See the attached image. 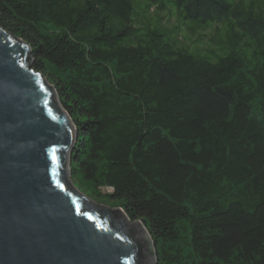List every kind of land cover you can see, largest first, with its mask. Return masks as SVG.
Segmentation results:
<instances>
[{
    "label": "trees",
    "instance_id": "1",
    "mask_svg": "<svg viewBox=\"0 0 264 264\" xmlns=\"http://www.w3.org/2000/svg\"><path fill=\"white\" fill-rule=\"evenodd\" d=\"M0 27L76 129L74 185L156 264H264V0H0Z\"/></svg>",
    "mask_w": 264,
    "mask_h": 264
},
{
    "label": "water",
    "instance_id": "2",
    "mask_svg": "<svg viewBox=\"0 0 264 264\" xmlns=\"http://www.w3.org/2000/svg\"><path fill=\"white\" fill-rule=\"evenodd\" d=\"M32 65L28 44L0 27V264H143L141 241L156 264L141 222L67 179L76 129Z\"/></svg>",
    "mask_w": 264,
    "mask_h": 264
},
{
    "label": "rangeland",
    "instance_id": "3",
    "mask_svg": "<svg viewBox=\"0 0 264 264\" xmlns=\"http://www.w3.org/2000/svg\"><path fill=\"white\" fill-rule=\"evenodd\" d=\"M70 172V171H69ZM67 179H71V182H72V184H73V186L77 189V187L74 185V182L72 181V178H71V175H69L68 177H67ZM92 200V199H91ZM93 202H95V203H97L96 201H94V200H92ZM97 204H100V203H97ZM103 205V204H102ZM108 206H110V208H112V206L111 205H108Z\"/></svg>",
    "mask_w": 264,
    "mask_h": 264
},
{
    "label": "snow or ice",
    "instance_id": "4",
    "mask_svg": "<svg viewBox=\"0 0 264 264\" xmlns=\"http://www.w3.org/2000/svg\"><path fill=\"white\" fill-rule=\"evenodd\" d=\"M55 159V157H53Z\"/></svg>",
    "mask_w": 264,
    "mask_h": 264
}]
</instances>
